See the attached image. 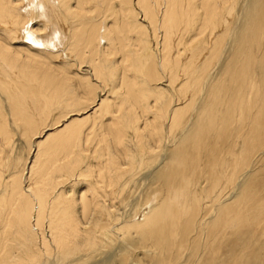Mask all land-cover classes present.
Masks as SVG:
<instances>
[{"label": "bare ground", "instance_id": "obj_1", "mask_svg": "<svg viewBox=\"0 0 264 264\" xmlns=\"http://www.w3.org/2000/svg\"><path fill=\"white\" fill-rule=\"evenodd\" d=\"M111 258L264 264V0H0V264Z\"/></svg>", "mask_w": 264, "mask_h": 264}, {"label": "rangeland", "instance_id": "obj_2", "mask_svg": "<svg viewBox=\"0 0 264 264\" xmlns=\"http://www.w3.org/2000/svg\"><path fill=\"white\" fill-rule=\"evenodd\" d=\"M137 198H138V197H137L136 195L130 197L129 200L125 203V205L123 204L121 207L124 208V209L128 208L129 205H130L131 203H136V202H134V201H135ZM139 198H141V196H140ZM133 199H134V200H133ZM132 200H133V201H132ZM129 202H130V203H129ZM131 205H132V204H131ZM125 207H126V208H125ZM146 245H147V246H146ZM146 245H143V246H146L147 248H150V244H149V243H147ZM138 247L141 248L142 245H139ZM128 248H129V251H128V252H127V251H126V252H123L122 255L120 256V259H119V260L127 259V258H130L131 256H134V255L140 253V251H137L136 249H134L133 247H131V246H129V245H128ZM135 250H136V251H135ZM131 252H133V253H131ZM138 252H139V253H138ZM126 253H127V254H126ZM117 254H118V252L115 253L116 256H117ZM188 255H189V251H185V252L183 253V257H182L181 261L184 260V259H187V258H188ZM129 256H130V257H129ZM99 259H101V258H99ZM115 260H117L116 257H115V259L113 260V262H114ZM110 261H111V264H112V258H111ZM110 261H109V262H110ZM117 262H119V261H117ZM102 264H103V262H102Z\"/></svg>", "mask_w": 264, "mask_h": 264}]
</instances>
